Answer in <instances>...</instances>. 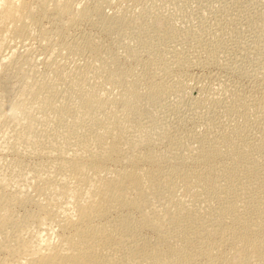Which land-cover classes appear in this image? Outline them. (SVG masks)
I'll return each mask as SVG.
<instances>
[{"label":"bare ground","instance_id":"6f19581e","mask_svg":"<svg viewBox=\"0 0 264 264\" xmlns=\"http://www.w3.org/2000/svg\"><path fill=\"white\" fill-rule=\"evenodd\" d=\"M195 1L0 0V264H264V0Z\"/></svg>","mask_w":264,"mask_h":264},{"label":"rangeland","instance_id":"374dc122","mask_svg":"<svg viewBox=\"0 0 264 264\" xmlns=\"http://www.w3.org/2000/svg\"><path fill=\"white\" fill-rule=\"evenodd\" d=\"M217 2V0H196L190 7H188V10L190 11V12H193V13H195V12H197V8L198 9H202L203 10V12H204V14L206 15V16H208V20L209 21H212V19H210V17L212 18V16H211V12H212V9H213V7H214V5H215V3ZM107 10V9H106ZM192 10V11H191ZM108 11H110V9L108 10ZM192 13V14H193ZM195 15H196V17H195ZM195 15H193V18H192V20L190 19V22L193 24V25H195L196 23H198V16H199V14H198V16H197V14H195ZM195 21H194V20ZM179 23L177 24V25H179L180 24V21H178ZM86 25H84V26H82V30L83 31H87V32H90L91 31V33H92V35L94 34H96L97 36H95L97 39H100V38H102V39H100V40H103L105 43H107V41H108V39L106 38V36H104V34H103V32H102V30L100 31L99 29H98V27H92L91 25H89V28H87V26L85 27ZM97 28V29H96ZM93 35V36H94ZM102 36V37H101ZM104 36V37H103ZM98 37H100V38H98ZM107 39V40H106ZM32 41V42H31ZM35 41V42H34ZM31 43H33V44H31ZM38 41L36 40V39H34V38H32V40H29V43H27V46H21V48H20V46H17L16 47V50H18V52H21V50L23 49V51H25V49L26 48H29V47H34L33 48V51L35 50V48H36V51H34L35 53H37L38 54V52H39V54L37 55V58L38 59H40V60H38V64L39 65H41V66H39V68L40 69H42V67H44V65H43V59H44V52H47V51H44V49H42V48H40L39 46H37L38 44ZM29 44V45H28ZM37 44V45H36ZM31 45V46H30ZM38 48H40L41 50H39ZM37 49H38V51H37ZM34 53V54H35ZM40 53H41V56H40ZM41 57V58H40ZM43 57V58H42ZM41 60L43 61V62H41ZM40 63H42V64H40ZM43 65V66H42ZM217 66V67H216ZM204 70V71H203ZM189 73L190 74H192L193 75V77L195 78L194 80H192V84H193V86H195V82H196V85L198 84V80L196 81V78L197 79H200L199 81L201 82V83H204L203 84V87H204V85L206 86V87H208V88H210L211 89V87H212V89H214V90H216V91H218V88H219V86H215V85H218V83H221V82H218V79H220L221 77V79H224V80H226L227 79V82L228 81H230V82H232V81H234L235 79H236V77L232 74V73H230L227 69H222V65L220 66L219 64H215L214 66H213V64H211V65H208L207 67L205 66V67H192V68H190L189 70ZM204 72V73H203ZM225 73V74H224ZM229 75H228V74ZM211 74V75H210ZM218 74V75H217ZM232 74V75H231ZM204 75H205V77H204ZM223 75V76H222ZM228 75V76H227ZM197 76V77H196ZM218 76V77H217ZM230 76V77H229ZM208 77V78H207ZM212 77V78H211ZM217 79H215V78ZM225 77V78H224ZM233 77V78H232ZM235 77V78H234ZM214 78V79H213ZM232 78V79H231ZM207 80V81H206ZM214 80V81H213ZM232 80V81H231ZM202 81H204V82H202ZM210 81V82H209ZM199 82V84L197 85V86H200V83ZM206 83V84H205ZM192 84H191V82L189 81L188 82V84H187V87H186V91H187V99H185L184 98V104H182L183 106H181V108L179 109V110H172V113H170V114H168V116L166 117V120H167V122H174V121H181V120H183V118H184V116H189L190 115V103H192V101L194 100V98L197 96V88H199V87H196V89L194 88V87H192ZM209 84V86H207ZM215 84V85H214ZM189 85H191V86H189ZM202 85V84H201ZM212 85V86H211ZM217 87V88H216ZM191 88H193L192 90H191ZM220 89V88H219ZM185 101H188V102H185ZM187 104V106L188 107H186V104ZM185 105V106H184ZM166 106H170V103H167V105ZM188 113H187V112ZM186 114V115H185ZM187 114H189V115H187ZM187 124V123H186ZM188 126H191V124H187ZM185 126L186 128L188 127V126ZM33 193H35V191H32ZM32 193V194H33ZM32 204H30L29 206H28V208L29 209H32Z\"/></svg>","mask_w":264,"mask_h":264}]
</instances>
